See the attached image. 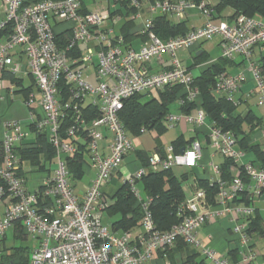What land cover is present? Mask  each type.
I'll use <instances>...</instances> for the list:
<instances>
[{
	"label": "built area",
	"instance_id": "built-area-1",
	"mask_svg": "<svg viewBox=\"0 0 264 264\" xmlns=\"http://www.w3.org/2000/svg\"><path fill=\"white\" fill-rule=\"evenodd\" d=\"M145 4L149 17L141 30L148 40L135 50L126 48L124 38L113 29H104L106 21L112 18L109 8L96 7L84 12L83 0H41L28 5H24V0H3L6 19L0 24V31L10 23L12 32L0 42V74L6 70L13 74L25 71L33 76L44 112L37 129L48 131L56 155L54 173L45 182V189L42 192L39 188L30 189L25 176L20 173L21 159L16 150L17 144H26L30 134L18 121L5 122L6 134L0 156V264L1 241L10 228L16 227H20L23 237L33 240L29 264H144L156 251L173 247L178 239L200 249L212 264H251L257 259L248 232L254 208L236 206L233 202L250 190L264 198V167L246 162L245 152L238 147V137L214 125L209 127L210 146L217 154L232 161L234 173L230 182L224 181L217 165L210 163L208 166L215 173L219 186L215 205L209 201L205 189L197 188L179 209L181 221L168 231L158 230L150 210L151 199H143L136 189V181L146 172V168H142L125 177L143 204L140 230L116 233L103 221V213L110 204L103 189L121 170L123 158L135 147L119 116L126 99L138 93L180 85L184 96L178 99L179 105L189 102L198 106L189 114H169L165 121L170 126L185 121L193 125V130L206 124L207 114L200 105L201 91L195 85L192 72L179 59L180 51L219 37L223 58H244L246 70L253 74L256 82L258 106L264 112V78L261 63L254 56L256 47L261 46L264 50L262 18L240 14L233 22L215 24L211 20L216 12L211 0H202L198 4L189 0H131V5L138 11L135 19L142 18ZM193 9L207 18L205 25L168 39L160 38L153 30L156 15H171L181 21ZM52 19L65 23L71 31L64 48L57 43ZM80 44L88 45L81 57L83 64L93 62L95 54L98 56L97 82H92L81 69L73 67L77 60L72 59L70 52ZM95 46L100 47L97 53ZM18 47L23 48L26 65L12 56ZM166 55L171 58V67L151 73L147 65L155 59L163 60ZM245 71L219 73L214 92L237 104V93L246 81ZM63 79L71 84L66 101L59 98ZM86 99L99 112V116L89 123L82 115ZM35 101V95L31 94L26 104L32 105ZM66 110L73 111V124L64 137L62 119ZM102 129L110 132L113 139L107 155L101 152V142L106 138ZM145 130L143 128L142 132ZM81 132L88 139L96 174L88 189L77 193L70 180L67 157L78 152ZM190 156L194 158L193 163H189ZM202 158L201 143L195 140L180 153L170 146L164 153L149 154L147 162L149 169L169 170L177 166H198ZM223 215H230L235 224L233 231L242 245L238 262H231L204 245L198 235L203 225Z\"/></svg>",
	"mask_w": 264,
	"mask_h": 264
},
{
	"label": "crops",
	"instance_id": "crops-1",
	"mask_svg": "<svg viewBox=\"0 0 264 264\" xmlns=\"http://www.w3.org/2000/svg\"><path fill=\"white\" fill-rule=\"evenodd\" d=\"M83 3H94L89 5V10H93L96 7H106L113 10L118 8V4L120 0H83ZM212 4L215 5L218 3V0H211ZM232 10L227 9L221 15V17H213L211 20L215 24H219L221 22H233L231 19ZM142 18L135 19L137 24V28L142 31V24L145 19L149 17L148 5L145 4L142 12ZM174 21L179 22L176 18L171 15H168ZM6 19V13L3 7V0H0V24L3 23ZM187 21L189 26V31L201 27L205 25L207 22V18L200 13L197 9L191 10L184 19ZM125 22L124 17L121 14L112 15V18L106 21L104 29L111 28L117 33L121 35L123 38L125 37L122 33V26ZM51 23L58 33L66 32L68 35L71 34V31L68 30L66 24L58 23L54 19L51 20ZM133 37L132 40H125V47L132 48L135 50H139L142 45L147 42V35L144 32H140ZM9 37L8 33H5L0 36V42L5 41ZM215 39V38H214ZM213 40V39H212ZM211 41V40H210ZM208 41L202 42L199 45L193 47L189 50H183L178 53V57L181 62L189 68L195 78L201 76L205 69L211 66L213 63L220 61L219 59L222 57V46L221 40L217 37V40L212 43L211 46H208ZM88 45L80 44L78 49L76 50V54H80L79 58H76L74 55H71L73 60H77V63L73 65L76 69H81L87 76L89 80L92 82H97L96 71L98 65V56L95 54L93 57V62L83 64L81 60V56L85 54ZM100 49L99 46H95V53ZM215 49L218 50V56L216 58H211V52ZM12 56L15 61L23 63V65L27 63L26 55L23 51L22 47H18L12 53ZM254 56L257 60H261L264 56V50L261 46H258L254 50ZM149 71L153 74L161 72L171 67V58L166 55L163 57V60H153L148 65ZM224 71L230 74H237L241 71H245L247 69V63L244 58L241 56H236L233 59H229L226 64L223 65ZM86 71V72H85ZM8 72L10 75L15 77V80L10 78H5L0 74V144H2L4 140V136L6 134L5 122L7 121H18L22 124L23 129L30 134L29 140L24 143H19L16 146L17 154L19 148H24L26 146L33 147L37 145L38 137H37V123L44 116V112L40 107L39 101L41 99L40 92L36 86V82L33 76L28 72H21L18 74H13L11 71ZM3 72V73H4ZM246 81L243 83L240 91L237 93V105L239 106V111H244V116L251 114V118L248 119V123L245 124L244 128L246 130V135H240L238 137V147L239 149L245 152L244 160L246 162H251L253 164L262 165V160L260 156V152H263L264 148V112L258 106V96L256 89V82L254 80L253 74L246 70ZM264 78V77H263ZM71 88V85H70ZM154 91V90H153ZM153 91L146 92L152 93ZM213 93L218 96L213 89ZM31 94L35 95L36 101L32 105H27L26 101L29 99ZM64 92L61 89L60 85V96L61 100ZM70 94V89L68 92V98ZM158 94L160 91L158 90ZM159 96V95H158ZM157 97V96H154ZM252 98L255 99V104L252 102ZM68 100V99H66ZM64 100V101H66ZM201 103V97H200ZM89 104V99H86L83 102L82 107H86ZM201 105V104H200ZM178 106L177 111H171L169 114H185L182 112ZM257 107V108H256ZM172 110V106H171ZM168 114V115H169ZM164 123L167 125V122L164 119ZM213 125L207 118L206 124L200 127H197L195 130L192 127L193 125L182 121L181 123L175 126H168L176 128L179 131L178 136L175 138L182 136L184 139V145L181 147L180 152L183 149H187L190 144L199 140L203 149V158L200 161L198 166L188 167V166H177L173 168V171L177 174V168L182 167L184 170H181L177 175H181L186 173L188 175L187 180L183 183V188L185 191V198L188 199L193 195L195 190L199 187L198 179H208L211 183H214L217 179L215 173L210 171L208 166L210 163L217 165L220 168L222 173V168L225 165L226 159L224 157H220L217 159L219 154L215 152L210 146L209 142V127ZM253 125V127H251ZM146 129V128H145ZM152 130V129H151ZM46 131V130H44ZM105 133L106 138L101 142V152L105 155L110 153V146L112 144V134L108 132L106 129H102ZM150 131L146 129L145 132ZM157 132V130L155 129ZM48 133V131H46ZM82 133V132H81ZM84 133V132H83ZM79 133V148L80 152L83 150V176L80 179H75L70 172V180L74 190L77 193H82L88 189L91 185L92 180L95 177V170L92 167V156L88 147V139L86 136H81ZM85 135V134H84ZM162 134L157 132V142L153 150L149 153L146 151L139 149L137 150V154L139 158L142 160V156L145 158L146 155L155 153V152H163L167 147L173 146L172 142L169 145H165L164 142L160 139ZM246 136V137H245ZM49 137V133H48ZM245 137V145L241 144V140ZM190 141V142H189ZM243 145V146H242ZM136 146V144H135ZM259 151H257L258 149ZM25 171V178L27 180V184L30 189H38L41 185H44L45 182L53 176L54 168H55V159L53 163L49 166L47 170L40 171L29 164L23 162L21 164ZM263 166V165H262ZM144 167V162L143 166ZM141 168V169H142ZM140 170V169H139ZM122 168L119 170L117 175L121 177ZM230 172L232 175V171L230 168ZM33 175L32 180L30 181V177ZM85 176L88 181H86L81 188H78V182L82 181ZM116 175H113L108 183L105 185L103 192L104 194L113 201L112 197L115 195L122 183L113 184V180ZM223 177V175H222ZM227 179V178H226ZM229 181V179H227ZM249 183L248 179L246 180ZM251 184V183H249ZM143 188V187H142ZM143 199H147L148 195L144 192L142 194ZM215 201V199H214ZM211 202V201H210ZM212 204V202H211ZM215 205V202H214ZM233 205L236 206H251L254 208L253 216L250 217V223L256 220V230L250 234L251 236V248L255 251L257 255V259L251 264H264V198L258 197L253 193V190L247 191L245 194L240 195ZM104 218L103 221L105 224L109 225L112 228V223L114 221L113 218L109 217L106 212L103 213ZM105 217L107 221L105 220ZM234 222L232 221L230 215H223L218 217L215 221L206 223L199 229V238L201 239L204 245L209 246L215 249L219 255L228 259L231 262H238L241 258L242 245L240 239L236 233H234ZM250 227V226H249ZM258 227V229H257ZM140 230V228H136V231ZM119 233V232H116ZM7 237V234H6ZM5 237V238H6ZM194 259V261H201L202 264H212L205 259L201 250L186 244L184 241L178 239L173 247L167 248L165 250L156 251L153 257L145 262L144 264H185L188 260Z\"/></svg>",
	"mask_w": 264,
	"mask_h": 264
},
{
	"label": "trees",
	"instance_id": "trees-1",
	"mask_svg": "<svg viewBox=\"0 0 264 264\" xmlns=\"http://www.w3.org/2000/svg\"><path fill=\"white\" fill-rule=\"evenodd\" d=\"M39 1L41 0H24V5ZM189 1H193L198 4L202 0ZM90 4L94 3H84V12L89 11L88 7ZM117 4L119 5L117 9L113 8L112 10L109 8L111 16L121 14L124 17L125 22L122 26V33L124 34L126 41H130L138 33V31H140L135 22V15L138 11L131 5V0H120V3ZM214 8L216 12L213 17L215 18L221 17L225 10L231 9L233 11L230 16L232 20L240 14L262 18L264 20V0H218V3L214 5ZM189 29L187 21L185 20L176 22L168 15L163 14H158L154 17L153 30L162 39H168L177 35H185ZM11 32L12 24L9 23L6 27L1 29L0 36L5 33L10 34ZM56 37L58 45L61 48H64L68 43L70 35L66 32H56ZM77 49L78 47L70 52V56L74 55L76 58H79L80 54H76ZM219 60L220 61L213 63L205 69L201 76L195 78V85L198 86L201 91V107L206 111L208 120L212 122L214 126H218L225 131H231L238 137L240 135H246L244 126L248 123V119L251 118V114L244 116V111H239V106L236 103L226 97H217L213 93L216 76L221 72H225L223 65L229 61V59L223 57ZM260 63L262 67V75L264 77V56L260 60ZM2 76L15 80V77L10 75L8 72L2 73ZM60 85L64 92L62 96L64 101L68 99V92L71 84L63 79ZM183 90V87L180 85L168 87L164 90H160L159 96L152 97L150 99H144L145 93L135 94L125 100L123 109L119 113L120 119L130 134L139 135L142 133L143 128L149 130L156 129L159 134H163L168 130V126H170L168 123L167 125L164 123V119L172 111V104L184 96ZM179 106L182 112L189 114L198 105L196 103L187 102L186 104ZM82 115L86 122L89 123L94 118L99 116V112L96 107L88 104L86 107H82ZM72 124L73 111L66 110L64 118L62 119V134L64 137H66V130ZM251 127H253V125ZM80 134H82L81 136H86L83 132ZM37 137L38 141L36 146L19 148L18 154L21 159L20 165L25 162L26 164L43 171L47 170L53 163L56 150L50 142L46 131L37 130ZM245 137L241 140V144L243 145H245ZM172 145L175 152L180 153V149L184 145L183 137L180 136L175 139L172 142ZM83 150L80 152L79 148L75 155L67 157L69 170L75 179H80L83 176ZM257 151H259V149ZM162 153H164V151ZM1 154L2 144H0V156ZM259 154L263 165L260 167H264V152H260ZM147 156L148 155H146L145 158L142 156V160L144 162L143 168H146V172L136 182L142 183L144 192L148 195V198L151 199L150 210L153 214L157 229L160 231H168L173 225L181 221L179 209H181L187 200L185 198L186 196L183 183L187 180L188 175L186 173L177 175L173 169H149ZM225 159L226 162L221 173L223 175L222 179L224 181H228L227 179H229L228 182H230L234 176V173L232 172L231 175L230 172L232 161L228 158ZM20 173L21 175H25L22 165ZM245 180L247 179L245 178ZM198 183V188L205 189L209 201L214 204V199L219 190L218 183L216 181L211 183L208 179H198ZM44 189V185L39 187L40 192ZM245 193L246 192H244V194ZM112 199L113 201L110 200L109 206L104 211L109 217L114 219L112 223V230L114 232L122 233L128 230H136L138 227L140 228L144 216L143 204L136 198L134 192L132 191L131 184L128 181H124ZM47 202L49 204L51 203L49 200ZM255 222L256 220L250 223V227L248 229L249 234H252V232L256 230V227H254L256 226ZM15 234L17 237L22 236L20 227L15 228ZM5 240L6 238L1 241V264H29V250L25 251V249H17L13 254L3 255ZM185 264H202V262L194 261L192 258Z\"/></svg>",
	"mask_w": 264,
	"mask_h": 264
},
{
	"label": "rangeland",
	"instance_id": "rangeland-1",
	"mask_svg": "<svg viewBox=\"0 0 264 264\" xmlns=\"http://www.w3.org/2000/svg\"><path fill=\"white\" fill-rule=\"evenodd\" d=\"M63 24H65V23H63ZM216 40H217V37L211 41H208L207 45L211 46L212 43L215 42ZM210 56H211V58H216L218 56V50L215 49L214 51H212ZM83 75L85 77L87 76L84 72H83ZM158 95H159L158 90H154L152 93H145L144 99H150V98H152L154 96H158ZM252 102H253V104L256 105L254 98H252ZM178 106H179L178 101H176L172 104V111H174V113L177 111ZM178 134H179V131L176 130V128L170 127L165 133L162 134L160 139L164 142L165 145H169L172 142V140H174L178 136ZM130 136L133 139V141L135 142L136 146L134 147L133 150H131V152L128 155H126L123 158L122 165H121V168L123 171L122 175H120L121 177H119V175L114 174L116 176H114L115 179L113 180V184L122 183L125 180L126 176L137 173V171L139 169H141L143 166V162L139 158V156L137 154V150L142 149V150L146 151V153H149L153 150V148L155 147V144L157 142L156 141L157 140V132L155 131V129H152V130L147 131V132H142L139 135L130 134ZM220 157H221V155L218 156L217 159L219 160ZM176 170H177L176 172L178 174L181 172V170H184V168L178 167ZM32 178H33V175H31L30 181L32 180ZM86 181H88V179L85 176V178L82 181L78 182V188H81V186ZM142 187H143V185L141 182L136 183V189L139 191L140 196H142V194H143V188ZM103 218H104V215H103ZM105 220L107 221L106 217H105ZM32 244H33L32 238H25L23 236L17 237L15 234V229L10 228L7 231V237L5 240V245H4V250H3L4 254L3 255L13 254L17 249H25V251H28V250H30V247L32 246Z\"/></svg>",
	"mask_w": 264,
	"mask_h": 264
},
{
	"label": "clouds",
	"instance_id": "clouds-1",
	"mask_svg": "<svg viewBox=\"0 0 264 264\" xmlns=\"http://www.w3.org/2000/svg\"><path fill=\"white\" fill-rule=\"evenodd\" d=\"M193 162H194V158H192V157L190 156L189 163H193Z\"/></svg>",
	"mask_w": 264,
	"mask_h": 264
},
{
	"label": "water",
	"instance_id": "water-1",
	"mask_svg": "<svg viewBox=\"0 0 264 264\" xmlns=\"http://www.w3.org/2000/svg\"><path fill=\"white\" fill-rule=\"evenodd\" d=\"M184 151V149L182 150V152Z\"/></svg>",
	"mask_w": 264,
	"mask_h": 264
}]
</instances>
